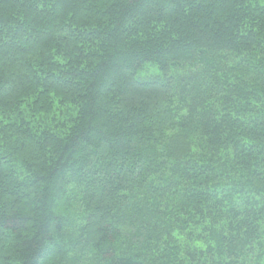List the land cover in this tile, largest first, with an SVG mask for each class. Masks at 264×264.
Here are the masks:
<instances>
[{
	"label": "trees",
	"instance_id": "1",
	"mask_svg": "<svg viewBox=\"0 0 264 264\" xmlns=\"http://www.w3.org/2000/svg\"><path fill=\"white\" fill-rule=\"evenodd\" d=\"M0 264H264V0H0Z\"/></svg>",
	"mask_w": 264,
	"mask_h": 264
}]
</instances>
